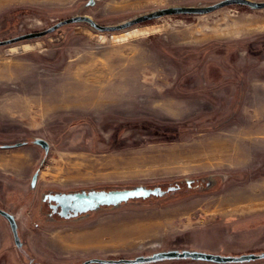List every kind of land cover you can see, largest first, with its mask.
I'll use <instances>...</instances> for the list:
<instances>
[{
	"label": "rangeland",
	"instance_id": "1",
	"mask_svg": "<svg viewBox=\"0 0 264 264\" xmlns=\"http://www.w3.org/2000/svg\"><path fill=\"white\" fill-rule=\"evenodd\" d=\"M218 1L0 0V40L75 15L115 25ZM260 129L264 9L228 6L115 32L72 23L0 47V209L20 241L0 215V264L264 253ZM137 190L154 193L68 208L52 200Z\"/></svg>",
	"mask_w": 264,
	"mask_h": 264
},
{
	"label": "water",
	"instance_id": "2",
	"mask_svg": "<svg viewBox=\"0 0 264 264\" xmlns=\"http://www.w3.org/2000/svg\"><path fill=\"white\" fill-rule=\"evenodd\" d=\"M92 4V3H90ZM234 5H241L245 6L249 9L260 10L264 9V1L256 2L252 0H220L216 3L207 6H170L161 9H156L147 13H143L141 15H137L127 21H124L119 24L115 25H100L95 22L91 17L86 15H75L70 18H66L56 22L55 24L51 25L50 27L36 32H30L22 35H18L9 39L0 40V47L9 45L12 43H16L23 40H30L40 38L47 34L54 32L55 30L59 29L60 27L72 24V23H84L88 25L91 29L97 32H115L120 31L131 26H135L138 24L150 22L165 16H191V15H204L211 12H214L218 9L234 6ZM35 144L39 145L45 152L48 151L49 145L46 141L42 139H35L33 141ZM37 172L33 174L31 179V186L33 187L36 181ZM150 193L149 191L137 190V191H113V192H99V193H82V194H75V195H64V196H54L52 200L56 202L57 205L68 208L72 207L73 205H98V204H111L119 201L126 200L129 197L133 196H147ZM93 195L104 197L103 200L93 199ZM87 199L88 202H81L76 199ZM62 201H65L67 205H64ZM0 215L4 217L8 223L9 227L13 236V240L15 245L18 247L20 246V241L17 234V226L14 221V217L9 214L8 212L0 209ZM264 259V253L260 254H241L238 256H227V255H220V254H212L207 252L201 251H189V250H168V251H161L157 252L148 256H139L134 259H119V260H102V259H89L83 261L81 264H92V263H99V264H148L160 261H171V260H192V261H203L209 262L214 264H236V263H245ZM40 264V263H37Z\"/></svg>",
	"mask_w": 264,
	"mask_h": 264
},
{
	"label": "bare ground",
	"instance_id": "3",
	"mask_svg": "<svg viewBox=\"0 0 264 264\" xmlns=\"http://www.w3.org/2000/svg\"><path fill=\"white\" fill-rule=\"evenodd\" d=\"M238 22H239V21H238ZM236 24H237V22H236ZM239 24H240V23H239ZM239 24H238V25H239ZM241 24H243V23H241ZM234 25H235V24H234ZM235 29H236V28H235ZM232 30H233V29H232ZM100 77H101V76H100ZM102 78H103V77H102ZM98 80H99V79H98ZM97 82L100 83L101 81H97ZM89 83H90V82H89ZM87 84H88V83H87ZM87 84H86V85H87ZM84 85H85V84H84ZM94 85H95V84H94ZM85 87H86V86H85ZM87 88H88V87H86V90H87ZM91 88H93V87H91ZM94 88H95V87H94ZM90 90H92V89H90ZM83 93H84V92H83ZM89 93H90V92H89ZM91 93H92V91H91ZM75 95H76V94H75ZM87 95H89V94H87ZM87 95H86V96H87ZM91 95H93V94H91ZM73 96H74V94H73ZM69 97H70V96H69ZM78 97H80V95H79ZM78 97H77V98H78ZM71 98H72V97H71ZM80 98H82V97H80ZM75 99H76V98H75ZM260 131H262V129H260L259 131H258V130L255 131V133H257V134L259 133V135H260V133L264 132V129H263L262 132H260ZM259 138L264 139L263 137H257V139H259ZM253 140H255V139H254V138H250V139H249L250 142H249V141H248V142H249V143H252ZM250 150H251V149H250ZM251 152H252V151H251ZM216 156H217V155L212 156L211 160L217 159ZM209 163H210V162H209ZM92 197H93V199H98V200H103V199H105L104 197L96 196V195H93ZM239 199H240V196L235 198V200H239ZM76 200H79V201H81V202H88V201H89V200H87V199H82V198H81V200H80V199H76ZM62 203H64V205H67V204L65 203V201H62Z\"/></svg>",
	"mask_w": 264,
	"mask_h": 264
},
{
	"label": "trees",
	"instance_id": "4",
	"mask_svg": "<svg viewBox=\"0 0 264 264\" xmlns=\"http://www.w3.org/2000/svg\"><path fill=\"white\" fill-rule=\"evenodd\" d=\"M234 6H236V7H238V8H247V7H245V6H241V5H234ZM249 9V8H248ZM149 22V21H148Z\"/></svg>",
	"mask_w": 264,
	"mask_h": 264
},
{
	"label": "crops",
	"instance_id": "5",
	"mask_svg": "<svg viewBox=\"0 0 264 264\" xmlns=\"http://www.w3.org/2000/svg\"><path fill=\"white\" fill-rule=\"evenodd\" d=\"M151 28H154V26L149 25L148 27H146V29H151ZM255 120H256V119H255Z\"/></svg>",
	"mask_w": 264,
	"mask_h": 264
},
{
	"label": "flooded vegetation",
	"instance_id": "6",
	"mask_svg": "<svg viewBox=\"0 0 264 264\" xmlns=\"http://www.w3.org/2000/svg\"><path fill=\"white\" fill-rule=\"evenodd\" d=\"M51 205H53V203H51Z\"/></svg>",
	"mask_w": 264,
	"mask_h": 264
}]
</instances>
